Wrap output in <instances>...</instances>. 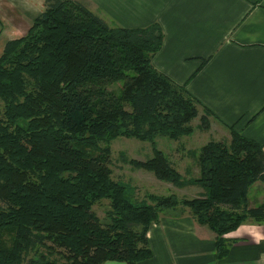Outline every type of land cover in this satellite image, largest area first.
<instances>
[{"label": "trees", "instance_id": "trees-1", "mask_svg": "<svg viewBox=\"0 0 264 264\" xmlns=\"http://www.w3.org/2000/svg\"><path fill=\"white\" fill-rule=\"evenodd\" d=\"M163 43L160 24L110 26L83 0H45L28 33L6 43L0 56V264H139L152 256L151 224L180 203L216 233L223 258L225 235L250 217H264V201L250 207L248 197L254 183H264V146L234 128L230 143L212 140L200 149L193 182L205 191L196 198L140 202L132 186L112 178L111 151L101 143L125 136L153 147V157L131 160L134 166L185 184L156 138L192 134L202 104L154 67ZM116 82H123L119 92L110 88ZM101 199L111 201L105 224L94 210ZM5 230L13 235L10 246L1 238Z\"/></svg>", "mask_w": 264, "mask_h": 264}, {"label": "crops", "instance_id": "crops-1", "mask_svg": "<svg viewBox=\"0 0 264 264\" xmlns=\"http://www.w3.org/2000/svg\"><path fill=\"white\" fill-rule=\"evenodd\" d=\"M83 1L110 26L160 24L164 43L152 59L154 67L186 85L228 138L234 128L264 146V0ZM44 9L45 0H0V56L9 40L28 33ZM261 185H252L250 207L264 201L256 192ZM254 220L226 234L228 253L219 258L210 227L188 209L164 212L147 233L152 256L139 264H264V217Z\"/></svg>", "mask_w": 264, "mask_h": 264}, {"label": "rangeland", "instance_id": "rangeland-1", "mask_svg": "<svg viewBox=\"0 0 264 264\" xmlns=\"http://www.w3.org/2000/svg\"><path fill=\"white\" fill-rule=\"evenodd\" d=\"M122 83L123 82H116L110 85V88L119 92ZM2 106L3 104L0 101V109ZM203 117H205L204 121ZM210 117L211 115L206 114V112L200 108V115L192 122L195 128L192 134L184 135L178 140H172L163 136L156 138L157 147L161 149L170 160L171 156H173L175 162L174 166L181 173L182 181H185L183 186H178L160 179L152 170L134 166L131 160L146 161L152 158L154 155L153 147L151 142L147 140L144 141L125 136L105 140L101 143L103 147H109L111 151L110 168L112 171V178L115 181H121L132 186L134 189L133 197L140 202L145 201L152 203L151 198H156L157 196L176 195L180 202L185 199H193L200 196L203 194L204 189L202 190V186L193 182L195 178L200 175L198 162L200 149L207 142L212 140L230 143L232 139L231 134L229 135L230 138H228L226 133L221 131L223 128L218 125L215 127V122L213 121L212 123ZM89 153L93 155L96 152L90 150ZM258 187L256 192L264 194V186L261 185ZM182 209H188V211L193 214L190 207L180 203L176 207L166 208L161 211L160 215L162 216L164 212L177 213ZM94 210L104 224L109 222L107 214L111 210V201L109 199L99 200L94 205ZM254 221L261 222L262 219H255ZM139 229H141V226H139ZM12 237L13 235L9 230H5L1 235L3 243L7 246L11 245Z\"/></svg>", "mask_w": 264, "mask_h": 264}]
</instances>
